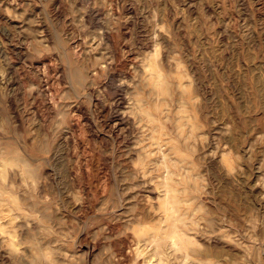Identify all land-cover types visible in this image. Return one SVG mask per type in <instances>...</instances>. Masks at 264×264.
<instances>
[{
    "label": "rangeland",
    "instance_id": "obj_1",
    "mask_svg": "<svg viewBox=\"0 0 264 264\" xmlns=\"http://www.w3.org/2000/svg\"><path fill=\"white\" fill-rule=\"evenodd\" d=\"M0 264H264V0H0Z\"/></svg>",
    "mask_w": 264,
    "mask_h": 264
},
{
    "label": "bare ground",
    "instance_id": "obj_2",
    "mask_svg": "<svg viewBox=\"0 0 264 264\" xmlns=\"http://www.w3.org/2000/svg\"><path fill=\"white\" fill-rule=\"evenodd\" d=\"M114 113H115V111H114ZM118 113H119V112H118ZM115 116H117V115H115ZM115 116H114V117H115ZM125 118H126V117H125ZM115 119H116L115 124H120L121 121H122L121 116H117ZM112 124H113V123H112ZM23 161H24L23 159H22V160H21V159H18V160H17V162H19L18 165H20L23 169L25 168V169L28 170V169L30 168V167H29V164H28V163L26 164V163L23 162ZM21 162H23L24 164H21ZM5 193H6V192H5ZM180 237H181V236H180ZM184 238H185V237H184ZM180 240H183V236H182V238H180ZM182 242H183V241H182Z\"/></svg>",
    "mask_w": 264,
    "mask_h": 264
}]
</instances>
